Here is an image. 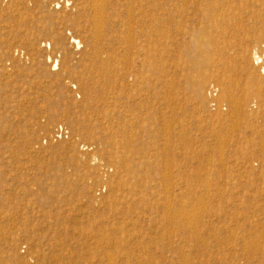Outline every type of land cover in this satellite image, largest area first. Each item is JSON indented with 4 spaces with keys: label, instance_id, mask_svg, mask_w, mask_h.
Segmentation results:
<instances>
[{
    "label": "rangeland",
    "instance_id": "1",
    "mask_svg": "<svg viewBox=\"0 0 264 264\" xmlns=\"http://www.w3.org/2000/svg\"><path fill=\"white\" fill-rule=\"evenodd\" d=\"M51 1L0 0V264H264V0Z\"/></svg>",
    "mask_w": 264,
    "mask_h": 264
},
{
    "label": "bare ground",
    "instance_id": "2",
    "mask_svg": "<svg viewBox=\"0 0 264 264\" xmlns=\"http://www.w3.org/2000/svg\"><path fill=\"white\" fill-rule=\"evenodd\" d=\"M41 0H36V2H40ZM53 3L56 2L57 6L56 9H66L68 7L69 11H73L74 9L78 11V14L80 16H85V17H75V19L77 20V18H86L87 22H89L92 26V30H93V36L92 38L95 40V42L99 41V40H103L102 38H104L106 36V33L104 31V26L106 24V21L108 19V10L111 9L113 7L114 1L115 0H52ZM51 1V2H52ZM185 1V0H184ZM184 3V2H183ZM182 3V4H183ZM186 3V2H185ZM184 3V4H185ZM199 3V1H198ZM51 4V3H50ZM55 4V5H56ZM187 4H185L186 7ZM199 5V4H198ZM197 5V7H198ZM87 6V7H86ZM52 7V6H51ZM87 8L90 9L89 13L87 14L86 10ZM212 9V8H211ZM217 9V8H216ZM131 11V10H129ZM178 11V10H177ZM185 12V11H184ZM132 13V11H131ZM220 13V12H218ZM192 15V14H191ZM221 14H218V16H220ZM130 16V15H129ZM128 16V17H129ZM198 17V16H197ZM210 19L213 18H222V19H226L228 17H207ZM130 20V17L129 19ZM135 21V20H133ZM136 23V21H135ZM134 23V24H135ZM128 27L130 26L129 22L127 23ZM116 28V27H115ZM130 28V27H129ZM133 28V27H132ZM134 29V28H133ZM130 30V29H129ZM134 31V30H133ZM131 32V30H130ZM134 33V32H133ZM182 33V32H181ZM130 35V33L128 34ZM57 39H60V34L58 33V35H56ZM130 37H132L130 35ZM113 38V36H112ZM129 39V38H128ZM127 40V37H126ZM74 41V40H73ZM125 41V40H124ZM133 41V40H132ZM130 44V43H129ZM132 49V48H131ZM95 56L94 59L97 60V63L100 61V56H101V51L100 49H96L94 51ZM115 59V58H114ZM109 60V59H108ZM104 75V74H103ZM205 79L202 78L199 83H198V87L201 88L204 84ZM222 86H223V91L225 93V91H227L228 89V83L225 80H222ZM232 101V100H231ZM241 105V104H240ZM239 105V106H240ZM240 114V113H239ZM232 122V121H231Z\"/></svg>",
    "mask_w": 264,
    "mask_h": 264
},
{
    "label": "built area",
    "instance_id": "3",
    "mask_svg": "<svg viewBox=\"0 0 264 264\" xmlns=\"http://www.w3.org/2000/svg\"><path fill=\"white\" fill-rule=\"evenodd\" d=\"M256 64L259 65L262 68L264 67V62L262 61V58H260L259 56L257 57ZM56 132H57L56 136L58 138H61V137L65 136L67 134L66 133L67 131L64 130V128L62 126H59Z\"/></svg>",
    "mask_w": 264,
    "mask_h": 264
}]
</instances>
